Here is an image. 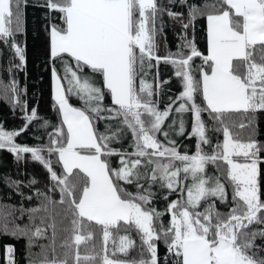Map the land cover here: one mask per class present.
Wrapping results in <instances>:
<instances>
[{
    "label": "snow or ice",
    "instance_id": "snow-or-ice-1",
    "mask_svg": "<svg viewBox=\"0 0 264 264\" xmlns=\"http://www.w3.org/2000/svg\"><path fill=\"white\" fill-rule=\"evenodd\" d=\"M24 3L25 0H0V42L14 50L21 62L18 68L26 63L25 49L15 41L16 34L23 31ZM181 3L189 11V23L182 25L184 29L198 16L206 17L207 55L198 51L194 40L184 45L189 49L187 56L179 51L164 57L157 55L158 18L165 12L174 19L183 16L161 7L157 0H46L45 6L60 13L62 21V26H49L50 58L63 65V75L55 66L52 68L54 106L61 123L54 126L47 146L15 142L27 124L38 118L36 109L26 114V124L20 131H6L0 125V149L7 148L17 159L30 154L48 171L53 182L51 190L60 194L59 201H54L41 193L47 203L27 210L48 214L40 217L39 226L16 225L10 229L6 218L0 222V232L27 236L29 247L36 239L46 238L47 229H52L50 243L39 245L45 252L40 264H69L70 260L71 264H160L157 241L161 239L175 257L173 264H264V257L259 255L264 247L255 243L257 238L264 239V227L250 228L264 225L259 181V153L264 146L251 134L245 140L239 132L232 131L234 127H248L251 120L249 125H233L227 119L235 112L264 110V0H215L202 8L188 5L187 0ZM194 57H201L208 69H198L200 79L193 75ZM161 61L174 66L175 76L183 85L176 100L164 110L153 99L152 83L141 78L137 84L138 76L146 75ZM96 74L102 79L97 80ZM8 88L17 92V82L13 80ZM105 88L112 101L110 107L102 103ZM197 93L203 104L196 103ZM70 95L78 98L82 106H73ZM177 101L178 106L173 108ZM16 102L27 112L26 102L19 96ZM173 111L179 118H174L168 128L178 126L179 135L186 131L183 114L193 116L190 135L197 138L194 154L182 153L176 141L169 139L170 132L164 130ZM202 113L216 122V130L223 135L222 142L216 143L211 152L204 150L211 140ZM98 119L117 121L116 130L106 127L99 132L95 127ZM47 124L44 121V126ZM125 129L132 136L131 152L110 146ZM158 134L164 141L157 138ZM53 154L55 163L61 166L59 173L53 167ZM111 156L119 157L118 167L110 165ZM221 163L226 165L222 171ZM210 164L217 166L218 175L208 174ZM121 181L134 184L136 191H127ZM156 184L170 194H180L166 208L170 213L167 227L160 221L165 213L149 206L155 195L152 186ZM217 201L228 211H219ZM49 205H61L62 210L53 215ZM55 216L70 225L63 229L71 234L60 245L63 258L55 254ZM29 219L34 220V216ZM46 220L50 222L46 224ZM92 222L101 228L102 248L82 256L79 246L93 239ZM133 230L140 238V258H110L117 253L127 257L129 250L137 247L129 234ZM109 242L114 247L111 254ZM48 249L53 253L51 258L46 254ZM14 251L12 246L6 247L7 264H15Z\"/></svg>",
    "mask_w": 264,
    "mask_h": 264
},
{
    "label": "trees",
    "instance_id": "trees-1",
    "mask_svg": "<svg viewBox=\"0 0 264 264\" xmlns=\"http://www.w3.org/2000/svg\"><path fill=\"white\" fill-rule=\"evenodd\" d=\"M215 0H187L188 5H196L203 7L205 3H214ZM46 0H25L22 6V28L23 31L15 36V41L25 49L26 63L17 67L21 62L15 55L14 50L9 46L0 42V125L6 131H20L26 124L25 116L30 113L32 109L37 111V119L27 124L26 130L20 132L15 138V142L20 145L27 146H47L49 144L50 135L54 134L55 127L61 123V118L57 108L54 106V96L52 94L51 72L55 66L58 73L63 75V65L58 60L50 58V37L49 26L51 24H58L62 26V21L59 19L60 13L52 11L45 6ZM158 5L171 10L172 12L182 13L181 19H174L165 12L157 20V35H156V51L157 55L164 57L169 53L183 52L185 56L189 54V49L184 47L187 40H194L195 45L202 54L207 55V39H206V17L198 16L197 19L190 24L187 29L183 28L184 23H189V11L181 0H157ZM162 23V30L160 26ZM67 58V57H66ZM152 63L155 65L156 61ZM193 75L201 78V72L198 70L203 67L207 71V66L201 57H194L192 62ZM86 73H91L90 69H85ZM95 78L101 80L102 78L96 74ZM143 78L147 82L152 83L154 88L153 99L157 102L160 110L173 100H176L179 93L183 90V85L180 77L175 76V68L173 65L161 61L158 66L147 70V74L137 77V84ZM15 80L17 82V92L9 90L8 86ZM66 83V82H65ZM101 87L102 84H101ZM105 97L103 100L104 106H112L110 94L107 89H104ZM19 96L21 101L26 102L27 112L22 111L20 105L16 102V97ZM70 103L76 107L82 106V102L74 97L69 96ZM196 103L203 104L201 94L197 93ZM179 101L175 108L178 106ZM102 116H108L109 113H102ZM202 117L208 128L207 135L211 140V144L205 145L204 150L211 152L216 143L222 142L223 135L216 129L219 127L215 121L211 120L207 113H202ZM174 118H179L173 111L168 119L165 121L164 130L170 132L169 139H174L179 150L194 154L197 138L190 135L193 116L191 113L183 114L185 120L186 131L183 135L178 134V126L174 129H169ZM228 121L233 125L241 123L249 125L244 129L234 127L232 131L239 132L243 139L251 134L254 139L264 146V110H257L255 113L235 112L227 117ZM44 121L48 124L44 126ZM117 121L110 119H98L95 127L99 132H104L106 127H111L113 131L116 130ZM158 139L164 141L162 135L157 136ZM132 136L130 131L124 130L123 135L111 143V147L118 150L133 151ZM47 156V152L44 153ZM261 163L260 169V189L261 199L264 200V148L259 153ZM54 169L59 173L61 166L56 164V155L51 156ZM109 163L112 167H118V156L108 157ZM226 167L223 163L220 164L221 171ZM216 165H208L207 172L209 175H218ZM35 181V183H33ZM190 182V181H189ZM121 186L129 192H135L134 184H127L120 182ZM147 183L145 181H141ZM53 182L45 167L31 158L30 154H22L20 159H17L15 153L10 152L7 148L0 149V222L6 218L9 228L19 225L20 228L28 226L33 227V224L40 225V217H46L48 214L41 211L38 213H30L29 209L40 208L42 203H47L41 193H46L54 201H59L60 194L58 191H52ZM152 191L155 193L150 207L157 209V211L165 213L160 217V221L165 227L170 224V213L166 212L169 202L180 198L178 192L169 193L166 188H161L159 184L152 186ZM229 204H231V188L229 187ZM167 197V199H165ZM49 210L55 215L56 212H61L62 206L56 205L54 208L49 205ZM204 203H201L200 209L203 210ZM216 208L221 212H227L228 207L222 205L219 201L216 202ZM30 215L34 216V220H30ZM56 219V240H55V254L63 258L64 249L60 245L69 239L71 234L63 229L70 227L67 221L61 223V217L55 216ZM50 221L46 220V224ZM155 223V221H154ZM264 225H252L250 228H260ZM90 230L93 232V239L86 241L79 246L80 254L89 255L94 252H100L102 248V231L100 226L94 222L91 224ZM81 234H84L81 232ZM126 233L120 232V235ZM130 236L135 240L137 247L129 250L127 257L124 254L117 253L115 259H139L140 252V238L135 230L131 231ZM115 236L116 233L113 232ZM52 236V229L48 228L46 238H39L35 240L33 246L29 247L28 237L17 235L12 236L0 232V264H7L6 247L12 246L14 251L15 264H29L30 260L35 261V264H40L44 258L45 252L41 250L39 245H47L50 243ZM257 245L264 247V239L257 238L255 241ZM158 256L160 264H173L175 257L167 251V246L161 239L157 241ZM93 246L95 249L93 250ZM114 247L111 242L108 244V252L111 254ZM49 258L53 253L50 249L46 250ZM264 257V251L259 253ZM167 257V259H165ZM71 264V260L69 261ZM82 264H94V262L82 261Z\"/></svg>",
    "mask_w": 264,
    "mask_h": 264
},
{
    "label": "crops",
    "instance_id": "crops-1",
    "mask_svg": "<svg viewBox=\"0 0 264 264\" xmlns=\"http://www.w3.org/2000/svg\"><path fill=\"white\" fill-rule=\"evenodd\" d=\"M206 39H207V21H206ZM207 52H208V43H207ZM51 81H52V94L54 96V80H53L52 72H51Z\"/></svg>",
    "mask_w": 264,
    "mask_h": 264
},
{
    "label": "rangeland",
    "instance_id": "rangeland-1",
    "mask_svg": "<svg viewBox=\"0 0 264 264\" xmlns=\"http://www.w3.org/2000/svg\"><path fill=\"white\" fill-rule=\"evenodd\" d=\"M49 31H50V29H49ZM49 37H50V35H49ZM74 106V105H73Z\"/></svg>",
    "mask_w": 264,
    "mask_h": 264
}]
</instances>
